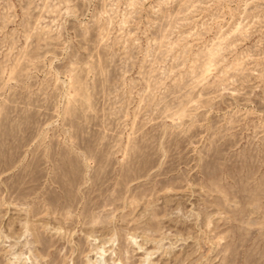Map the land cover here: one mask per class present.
<instances>
[{
  "label": "rangeland",
  "instance_id": "1",
  "mask_svg": "<svg viewBox=\"0 0 264 264\" xmlns=\"http://www.w3.org/2000/svg\"><path fill=\"white\" fill-rule=\"evenodd\" d=\"M96 260L264 264V0H0V264Z\"/></svg>",
  "mask_w": 264,
  "mask_h": 264
},
{
  "label": "bare ground",
  "instance_id": "2",
  "mask_svg": "<svg viewBox=\"0 0 264 264\" xmlns=\"http://www.w3.org/2000/svg\"><path fill=\"white\" fill-rule=\"evenodd\" d=\"M98 241V240H97ZM101 248V247H100ZM140 249V248H139ZM100 261H93L91 264H99Z\"/></svg>",
  "mask_w": 264,
  "mask_h": 264
}]
</instances>
